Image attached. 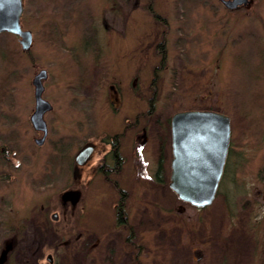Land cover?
Returning a JSON list of instances; mask_svg holds the SVG:
<instances>
[{"label": "rangeland", "instance_id": "374dc122", "mask_svg": "<svg viewBox=\"0 0 264 264\" xmlns=\"http://www.w3.org/2000/svg\"><path fill=\"white\" fill-rule=\"evenodd\" d=\"M120 2L23 0L30 48L0 33V264H264V0L233 9L219 0H126L118 23ZM127 24L133 32L119 38ZM41 68L52 108L38 145L29 116ZM185 108L230 116L223 173L204 207L169 184V119ZM140 125L149 139L135 164ZM116 133L128 161L108 181L96 166L102 136ZM88 140L96 147L77 167ZM68 188L80 192L65 207Z\"/></svg>", "mask_w": 264, "mask_h": 264}, {"label": "water", "instance_id": "95a60500", "mask_svg": "<svg viewBox=\"0 0 264 264\" xmlns=\"http://www.w3.org/2000/svg\"><path fill=\"white\" fill-rule=\"evenodd\" d=\"M227 8L248 7L251 0H220ZM23 0H0V32L10 31L19 36L21 47L30 48L32 32L21 25ZM45 68L32 78L34 110L30 122L42 135L35 138L41 144L47 134L44 113L52 107L43 97ZM170 186L177 196L196 206L211 203L223 173L230 138V117L221 111L204 108L178 110L171 116ZM94 144L86 142L76 153L77 163L88 159ZM61 197L72 202L78 200L79 190H65ZM54 216L56 214L54 213Z\"/></svg>", "mask_w": 264, "mask_h": 264}, {"label": "flooded vegetation", "instance_id": "af4514ba", "mask_svg": "<svg viewBox=\"0 0 264 264\" xmlns=\"http://www.w3.org/2000/svg\"><path fill=\"white\" fill-rule=\"evenodd\" d=\"M108 1H110V3H112V5H115V1L116 0H108ZM120 1H121L120 2V5L118 7V9H119L118 15L119 16L116 19V21H118V23L119 22L121 23V21L125 20L126 17H127V16H124V17L121 18V15L124 14L123 11H125V9L122 8V5L125 3L126 0H120ZM148 8H149L150 15H151L152 18H154L155 20H158V18H161L158 13H155L153 11L154 9H153L152 4H149L148 5ZM113 15H117V14H113ZM130 17H134L135 20L137 18V16H135L134 14L133 15H130ZM136 23H137V21H136ZM136 26L137 27H136V30L135 31L137 33L139 31L138 30V27L139 26L137 24H136ZM123 30L124 31L122 32V36L119 35V38L120 37H123V36L126 37L128 33H132L133 32L132 30L129 29L128 24H127L126 27L124 26V29ZM162 35L163 36H162L161 41L157 42V44L155 46L156 47V50L158 52H159V50H158V47L159 46H163L164 47V42H165L164 31H162ZM114 37H115V35H114ZM113 44L114 43H112L111 46H113ZM111 46H109V47H111ZM133 49H134V53L136 52V55H140V52L138 51V48L137 47H133ZM127 52H128V50L125 51V52H123L125 54V57L127 56ZM165 54H166V49H165ZM164 57H165V55H164ZM137 58H138V60L140 62L141 61V56H138ZM127 64H128V62H127ZM137 69H138V67H137ZM139 85H140V83H138V78L137 77L133 78L132 89L134 90V92H136V90L139 87ZM108 86H109L111 95H113L112 97L114 99L117 98L118 95L120 94V91H121L120 84L119 83H115L113 81V82H110ZM137 100H138V98H137ZM151 110H152V102L149 101V109H148L147 112H150ZM136 116L137 115L135 114V118H136ZM138 118H139V116H137V118L133 121L134 122V126H138V124H137ZM131 126L124 127L123 128L124 129V132L126 131V128L129 129V128H131ZM144 128H145L144 126H141L140 125V129L138 128V132L135 135V146L132 149H130V154H131V156L134 157L135 164H138V162H142V153H141L140 149L143 146L146 145V143L148 142V139H149ZM88 141L94 142V147H93V150H92V152L90 154V156H91L92 153H93V151H94V149H95V147H96V143L93 140H88ZM101 141L104 142L103 143L104 144V148L102 150L101 159H99V162L97 163L96 171L97 172L98 171L102 172V175L108 181H117L118 180L117 179V176H118V174L121 175L120 172L122 170V167H123L124 162H126V160L128 161V157L125 159V157L123 155V152L124 151H123V147H122L123 144L121 142V137L119 136V133H116V134H111V135H107V136H102ZM168 151H170V149ZM90 156H89V158H90ZM89 158H88V160H89ZM159 175H160V169L157 168V170H156V176H159ZM120 198H123V197H120ZM119 201H120V204L123 202V201H121V199H119ZM68 203H69V201L64 202L63 203V206L66 207L68 205ZM122 204H123V208L125 209L124 203H122ZM114 207H115V209L117 211H120L121 210V209H119V207H120L119 206V203L114 204ZM125 221H126V217L124 218V221L123 222H125ZM123 222H121V223L124 224Z\"/></svg>", "mask_w": 264, "mask_h": 264}, {"label": "trees", "instance_id": "16d2710c", "mask_svg": "<svg viewBox=\"0 0 264 264\" xmlns=\"http://www.w3.org/2000/svg\"><path fill=\"white\" fill-rule=\"evenodd\" d=\"M158 50H159V53L161 54V56H162V58L164 57V55H165V47H163V46H159L158 47ZM119 206L121 207H119V209H121L120 211H118V215H119V219H118V221L119 222H122L124 219V216H122V214H124L125 212H126V210L123 208V204L121 203V204H119ZM123 219V220H122Z\"/></svg>", "mask_w": 264, "mask_h": 264}]
</instances>
